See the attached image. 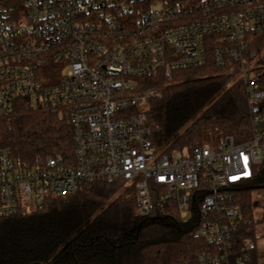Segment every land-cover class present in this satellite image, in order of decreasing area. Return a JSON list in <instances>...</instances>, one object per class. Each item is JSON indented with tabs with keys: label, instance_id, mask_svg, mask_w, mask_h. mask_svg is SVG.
<instances>
[{
	"label": "built area",
	"instance_id": "built-area-1",
	"mask_svg": "<svg viewBox=\"0 0 264 264\" xmlns=\"http://www.w3.org/2000/svg\"><path fill=\"white\" fill-rule=\"evenodd\" d=\"M192 1V2H191ZM137 0H22L17 16L0 5V120L18 108L55 113L69 124L70 156L55 153L35 164L0 144V217L30 214L46 198L82 183L122 180L140 215L194 218L197 235L215 244L200 262L220 264L239 223L249 225L233 190L264 161V62L251 48L264 35V0L156 2L134 14ZM215 61L241 81L249 114L242 141L220 137L191 151H162L151 141L149 102L174 70ZM251 206L256 209V202ZM256 242L241 240L238 264Z\"/></svg>",
	"mask_w": 264,
	"mask_h": 264
},
{
	"label": "trees",
	"instance_id": "trees-1",
	"mask_svg": "<svg viewBox=\"0 0 264 264\" xmlns=\"http://www.w3.org/2000/svg\"><path fill=\"white\" fill-rule=\"evenodd\" d=\"M175 1L189 2L137 0L134 14L156 2ZM0 5L17 16L22 0H0ZM218 38H210L206 64L174 70L168 81L160 75L145 80L143 86L162 87L147 113L156 148L191 151L225 135L238 142L248 137L243 84L231 83L227 66L216 64ZM251 48L264 62V35H257ZM0 144L32 164L55 153L67 157L73 149L71 126L55 113L18 108L0 120ZM252 189L264 194V161L249 182L233 190V202L251 223L237 225L229 254L220 264H238L243 238L256 242L254 227L264 222V201L256 202L261 215L255 219ZM206 251L214 253L217 247L197 235L194 218L180 219L170 205L163 215L158 210L151 217L140 215L133 188L118 179L82 183L67 195L46 198L33 213L0 217V264H204L200 256ZM247 264H264V255L254 249Z\"/></svg>",
	"mask_w": 264,
	"mask_h": 264
},
{
	"label": "rangeland",
	"instance_id": "rangeland-1",
	"mask_svg": "<svg viewBox=\"0 0 264 264\" xmlns=\"http://www.w3.org/2000/svg\"><path fill=\"white\" fill-rule=\"evenodd\" d=\"M251 193L255 202L261 203L262 201H264V194H262L261 189H252ZM260 215L261 212L259 208L255 209L254 218L257 219L260 217ZM254 232L255 236L257 237L256 249L261 255H264V222L256 224V226L254 227Z\"/></svg>",
	"mask_w": 264,
	"mask_h": 264
}]
</instances>
